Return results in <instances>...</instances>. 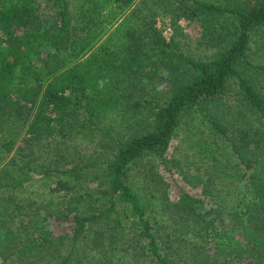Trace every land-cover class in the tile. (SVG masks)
Returning <instances> with one entry per match:
<instances>
[{"label":"trees","instance_id":"obj_1","mask_svg":"<svg viewBox=\"0 0 264 264\" xmlns=\"http://www.w3.org/2000/svg\"><path fill=\"white\" fill-rule=\"evenodd\" d=\"M191 1L80 0L92 15L82 28L89 40L71 55H63L58 48L70 31L69 1L52 0V32L58 43L45 73L49 81L43 87L29 54L46 33L34 25L25 5L6 7L0 0V158L21 141L0 169L2 264H138L139 260L229 264L226 258L213 259L204 244L211 220L200 212L201 199L182 194L170 203L156 172L145 174L148 179L138 185L127 182L130 166L146 156L164 163L182 113L195 109L205 114L222 140L207 145L213 172L238 182L240 213L235 215L245 231L244 264H264V93L255 87L264 67L246 60L252 33H264V0H225L224 5ZM196 12L204 19L203 27L216 25L221 30L209 39L217 52L208 62L185 59L174 40H165L152 21L161 13L191 19ZM95 45L89 56L80 59ZM70 57L79 60L71 63ZM183 65L187 66L186 82L168 94L158 91L161 72L168 76ZM229 79L235 80L240 97L235 119L220 103ZM75 96L85 101L81 108L88 124L105 111L119 112L124 133L113 130L118 135L116 149L102 160L70 167L61 156L47 164L36 163L40 157H34L33 151L26 153L22 146L34 137L19 140L17 129L25 128L26 135L37 133V140L51 135L52 123L75 106ZM252 114L256 117L248 116ZM85 179L103 186L101 197H94L96 192L88 187L71 194L68 201L51 195L76 193ZM188 183L196 187L202 180L192 176ZM201 190L205 191L204 185ZM116 201L130 207V231ZM23 217L39 223L35 235L26 240L27 236L20 237L28 232ZM50 217L70 220L72 233L49 231L45 222Z\"/></svg>","mask_w":264,"mask_h":264},{"label":"rangeland","instance_id":"obj_2","mask_svg":"<svg viewBox=\"0 0 264 264\" xmlns=\"http://www.w3.org/2000/svg\"><path fill=\"white\" fill-rule=\"evenodd\" d=\"M6 7L10 4L16 7L25 5L29 9V14L35 19L34 25L38 30L45 32L46 36L41 41L39 46H35L29 54V57L34 61L38 68L40 80L39 84L43 87L49 78L45 77V73L50 65V56L57 52V39L52 32L54 8L52 0H3ZM69 1L68 10L71 14L69 35L65 38L62 46L58 48L63 55H71L81 46L80 43L87 42L88 35L83 30V25L92 16L87 11L86 6L79 4L80 0ZM216 5H224L225 0H198ZM192 1L188 0V4ZM193 5V4H192ZM192 5H188L192 7ZM182 11V10H180ZM187 13V12H185ZM188 14V13H187ZM191 19L179 17L175 19L173 14H159L152 21L155 23L156 29L161 33L162 37L169 41L173 39L177 45L178 53L185 59L192 61L208 62L214 58L217 52V47L210 45L209 39L215 37L221 30L216 25L202 26L204 19L197 12ZM140 24V23H139ZM141 27V24H140ZM107 34L105 35V37ZM104 37V38H105ZM252 41L249 44L246 52V60L252 65L264 67V33H252ZM258 40L257 43H254ZM76 42L75 45H72ZM92 41L89 46H92ZM87 46V48L89 47ZM96 48V45L88 50L80 59H84ZM71 63L78 59L69 58ZM248 68H244V72ZM187 66L183 65L178 71L171 72L165 76L162 72L156 80V86L168 94L169 91L175 90L179 85L187 80ZM255 76V75H254ZM255 78V87L262 94L264 93V75L258 73ZM240 97L237 94V87L234 79H229L227 85L220 96V103L226 108L229 116L235 119L234 113L241 108L239 105ZM75 106L69 107L65 112L57 117V121L52 123L50 129L51 135L45 134L40 140H37V133L33 135L25 134L24 129H17L19 132L18 138L34 139L30 140L29 144H23L26 153L34 152V157H40L36 163L47 164L61 156L62 163L68 164L70 167L74 164L85 162H93L94 160H102L106 154L116 149V139L118 135L113 130L121 131L120 115L116 111H105L98 117H92V124L86 123L88 119L87 113L81 106L85 101L78 96L72 98ZM72 117L69 119V117ZM256 117V114L248 115ZM54 117V116H53ZM84 122V124H83ZM84 125V127H82ZM117 130V131H118ZM108 131L109 133H107ZM124 133V131H121ZM48 135V136H47ZM218 139V143L222 142L218 136H215L210 123L206 120V116L200 113L199 109H195L191 114L182 113L178 126L170 141L169 149L166 153V160L161 163L158 159L152 156H146L141 159L136 165L130 166L127 172V182L133 185H138L144 179L145 174L156 172L164 181L163 188L170 203L177 201L180 195L186 194L192 198L201 199L202 205L200 212L207 213L205 219L211 220L207 228V243L213 259L219 260L229 259V264H244L247 259L243 256L245 247L244 230L239 226L236 220L237 213H240L238 207V182H232L229 178L223 175L217 176L213 172L212 159L209 158L208 144L214 143ZM38 142V143H37ZM213 143V144H214ZM17 145H21L19 141L10 154H2L0 158V169L13 156ZM106 146V148H105ZM213 147V145H212ZM38 149L42 151L38 152ZM218 160L219 157L217 156ZM192 176L201 178L202 183L191 186L188 181ZM90 178H93L91 176ZM104 179V177H103ZM195 181L192 182V185ZM205 186V191L201 189ZM92 188L96 192L94 197H101L103 186L97 187L95 182H87L86 179L81 185H78L75 192H69L65 195L64 192L51 194L57 201H68L70 195L83 193L84 188ZM47 193V190H46ZM46 200L49 198L45 197ZM160 204H156L155 211L159 210ZM116 209L120 214L123 224L129 230L128 216L130 207L116 201ZM154 211V212H155ZM156 214V213H155ZM23 221L28 219L23 217ZM46 228L55 235L71 234L73 223L70 220L56 219L55 217L47 218L45 222ZM28 232H21L20 237H25L23 240L34 236L35 229L39 227L37 219H32L25 224ZM126 243L129 242L130 233L127 232ZM138 249V248H136ZM244 257V258H241ZM0 257V264H2ZM186 261L185 263H187ZM138 264H149L148 262L139 260Z\"/></svg>","mask_w":264,"mask_h":264},{"label":"clouds","instance_id":"obj_3","mask_svg":"<svg viewBox=\"0 0 264 264\" xmlns=\"http://www.w3.org/2000/svg\"><path fill=\"white\" fill-rule=\"evenodd\" d=\"M104 83H105V81L101 80V81L99 82V87H100V88H103V87H104ZM157 90L159 91L160 89L158 88Z\"/></svg>","mask_w":264,"mask_h":264}]
</instances>
